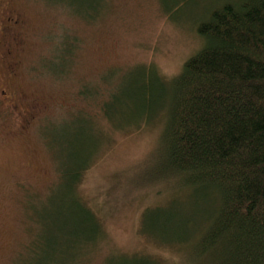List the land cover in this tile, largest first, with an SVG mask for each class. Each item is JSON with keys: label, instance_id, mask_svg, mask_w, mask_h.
Masks as SVG:
<instances>
[{"label": "rangeland", "instance_id": "obj_1", "mask_svg": "<svg viewBox=\"0 0 264 264\" xmlns=\"http://www.w3.org/2000/svg\"><path fill=\"white\" fill-rule=\"evenodd\" d=\"M84 1L0 0V264H30L40 219L58 204L60 165L78 147L93 160L77 193L102 233L58 246L53 264H187L188 243H161L172 234L154 228L155 207L175 214L177 201L181 216L192 210L155 174L167 120L155 79L169 80L202 47L197 25L216 0ZM10 14L17 24L6 26ZM149 64L154 75L141 78ZM142 85L145 112L137 109Z\"/></svg>", "mask_w": 264, "mask_h": 264}, {"label": "trees", "instance_id": "obj_2", "mask_svg": "<svg viewBox=\"0 0 264 264\" xmlns=\"http://www.w3.org/2000/svg\"><path fill=\"white\" fill-rule=\"evenodd\" d=\"M75 8L87 14V7ZM197 33L203 45L180 72L167 81L155 79L165 98L158 111L167 119L155 174L161 181L170 178L192 210L181 216L177 201L175 214L155 207L154 228L172 234L161 243H188L187 264H264V0H216ZM154 68L140 66L141 78L154 75ZM145 87L139 89V112L149 107ZM80 95L90 92L81 87ZM107 102L99 107L111 119ZM79 149L60 165L58 204L40 219L43 228L29 245L30 264H53L58 246L96 241L102 233L77 193L93 160H82ZM97 150L96 142L93 155Z\"/></svg>", "mask_w": 264, "mask_h": 264}, {"label": "flooded vegetation", "instance_id": "obj_3", "mask_svg": "<svg viewBox=\"0 0 264 264\" xmlns=\"http://www.w3.org/2000/svg\"><path fill=\"white\" fill-rule=\"evenodd\" d=\"M3 22L6 24V26H8L9 24H17V20L15 17H13L11 14L10 15H5L3 18ZM13 22V23H11ZM5 25L2 26V28L6 27ZM7 53H9V50H7ZM3 92V90H2Z\"/></svg>", "mask_w": 264, "mask_h": 264}]
</instances>
